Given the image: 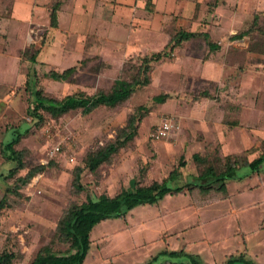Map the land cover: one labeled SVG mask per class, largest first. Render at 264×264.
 <instances>
[{
    "label": "rangeland",
    "instance_id": "374dc122",
    "mask_svg": "<svg viewBox=\"0 0 264 264\" xmlns=\"http://www.w3.org/2000/svg\"><path fill=\"white\" fill-rule=\"evenodd\" d=\"M17 38L18 45L10 50V38L0 33V146L18 134L13 147L28 150L26 165L51 160L53 167L33 175L16 198L5 195V188L25 169L8 177L12 163L0 156V203L5 204L0 211V251L14 253L12 264H29L36 250L47 243L54 249L63 248L54 240L56 222L69 203L84 199V192H72L71 170L81 165L86 152L113 139L130 115L135 117L136 126L131 142L109 162L92 173L85 170L81 177L85 189L95 196L113 195L120 187H130L132 179L142 185L160 180L172 169L179 176L168 183L171 187L191 181L207 165L219 170L224 153L238 147L227 141V133L237 121L245 133L256 123L254 144L264 142V67L259 59L253 67L251 60H238L239 65L229 68L218 84L198 78L192 71L185 74L180 66L164 67L165 61L154 63L149 84L135 88L121 104L98 107L84 116L77 110L56 119L44 115L41 123L35 124L26 114L29 100L23 89L31 67L35 69L37 87L46 96L61 97L76 90H107L115 78L134 75L136 64L132 55L116 66L113 60L102 61L95 53L87 52L75 61H66L64 55L69 54L65 50L70 49V42L77 44L76 39L62 43L65 46L59 65L54 55L43 62L35 56L31 63L26 56L46 45L48 36L41 25L33 24ZM188 45L198 57L205 58L206 49L195 43ZM233 50L227 52L235 56ZM66 64L76 66L69 80L44 77L47 70H61ZM203 90L212 99L200 97ZM160 93L166 97L164 102L153 101L152 97ZM257 117L258 122L252 121ZM164 118L172 119L175 129L167 138L152 141L150 131ZM54 143H59V151L48 157L47 150ZM193 153L204 162H194ZM139 170H143L141 176ZM243 171L248 169H240L235 176ZM258 174L264 178V157ZM254 180L256 177L231 178L229 191L234 185ZM221 194V190H212L207 196ZM201 198H205L204 192L198 190L169 194L155 204L134 207L132 219L125 215L95 224L89 231V249L82 264H143L150 260L151 264H173L188 263L191 258L196 264H264V180L253 191L233 195L230 202L225 199L196 209ZM248 200L259 203L240 211L238 203ZM188 202L194 206L185 205Z\"/></svg>",
    "mask_w": 264,
    "mask_h": 264
},
{
    "label": "crops",
    "instance_id": "0c3cea01",
    "mask_svg": "<svg viewBox=\"0 0 264 264\" xmlns=\"http://www.w3.org/2000/svg\"><path fill=\"white\" fill-rule=\"evenodd\" d=\"M52 8L54 20L50 24L49 13ZM33 24L41 25L45 36H48V43L37 51L36 60L43 62L47 58H54V55L58 58L55 60L58 65L63 60V47L67 44L65 42L69 40L76 39L77 44L74 41L69 43L70 49L65 50V54L69 55H64L66 61L69 58L75 61L83 52H87L95 53L102 61L110 63L113 60L118 66L122 58L128 55L137 56L139 53H152L162 49L168 36L176 31L203 33L207 41L214 45L211 51L203 39L192 36L175 47L172 51L175 58L163 60V65L180 66L185 74L192 71L196 74L194 76L214 84L222 81L229 68H236L238 60H251L250 65L253 67L257 65L254 62L256 59H262L260 52H264V0H0V33L10 38V50L18 45L19 33ZM189 43H195L202 50L206 49L205 58L198 57V53L195 54L190 49ZM229 48L235 49V56L227 52ZM48 64L53 65V62ZM65 66L67 68L72 65ZM199 94L202 98L212 99L204 90ZM238 120L240 121L239 118ZM258 120L257 117L252 121ZM236 123L226 133L229 135L227 141L238 147L224 155L248 150L247 160H252L258 153L251 150L257 135L256 123L252 124L248 133ZM207 127L210 129V125ZM215 127L212 124V128ZM226 145L228 146L227 142ZM240 169L242 168L234 171L232 179L247 176L256 177V180L234 185L232 191H229L230 178L225 182L222 194L215 197L212 195L213 198L207 195L212 190H217L215 186L211 190L183 189L180 193L192 194L194 190L204 192L205 198L197 202L199 205L196 209L225 199L230 202L233 195L253 191L264 180L258 174L259 168L254 172L247 168L248 172L243 171L235 176ZM132 181L135 182L134 179ZM257 203L259 202L248 200L238 203V207L241 211L254 208ZM185 205L194 206L193 202ZM126 216L132 219L133 210Z\"/></svg>",
    "mask_w": 264,
    "mask_h": 264
},
{
    "label": "trees",
    "instance_id": "16d2710c",
    "mask_svg": "<svg viewBox=\"0 0 264 264\" xmlns=\"http://www.w3.org/2000/svg\"><path fill=\"white\" fill-rule=\"evenodd\" d=\"M53 12L52 8L49 13L50 24H53ZM192 36H199L203 39L209 51L214 48V45L207 41L203 33L193 34L181 30L176 31L173 35L168 36L162 49L132 57L136 64L134 75L126 79L115 78L107 90L97 89L91 93L76 90L61 97L46 96L37 87L35 69L31 67L23 82V89L29 100L26 114L31 120H34L35 124H39L44 115L56 119L69 111L77 110L81 116H84L98 107H115L128 99L135 88L149 84L153 64L170 59L175 47ZM36 54L37 51L33 50L25 59L34 63ZM75 70L76 66L73 65L62 70L49 69L43 75L52 81H66L70 79ZM164 98L165 95L160 93L152 97V100L160 103ZM135 134V117L130 115L126 124L117 129L113 139L86 152L81 160V165L73 167L70 187L75 194L84 192V199L80 202L69 203L56 222L53 234L54 240L63 248L54 249L51 243L44 244L36 250L30 264H81L89 248V231L95 224L109 218H123L136 206L154 204L165 194L176 195L183 189L211 190L215 186L217 190L223 191L225 182L233 176L236 169L246 167L251 172L258 171L260 162L264 157V142L260 141L259 144H254L251 148V150L258 152L254 159L247 160L248 150L227 154L223 157L219 170L216 171L212 166L207 165L196 174L192 181L182 185L168 186V183L177 180L179 176L176 169H172L160 180H152L145 185L133 182L131 187H120L118 192L113 195L100 193L95 196L88 192L81 182L84 171L92 173L101 164L109 162L120 149L125 148L131 142ZM18 138L19 135L16 134L0 146V156L12 163V168L7 173L8 177H12L20 170L25 169L23 175L13 177L10 185L5 188V195L8 194L16 198L20 197L21 188L33 175L53 167L51 160L45 163L26 165L24 159L28 155V150L13 147ZM191 159L194 162H204V159L197 154H193ZM142 173L143 170H139L138 174L140 176ZM3 208H5V204L1 202L0 211ZM163 252L166 253V251ZM181 252L182 250L178 253ZM13 259L14 253L12 251L8 249L0 251V264H12ZM240 261L242 260L240 259ZM143 264H151V260ZM173 264H196V261L191 258L188 263Z\"/></svg>",
    "mask_w": 264,
    "mask_h": 264
},
{
    "label": "built area",
    "instance_id": "2783aa9c",
    "mask_svg": "<svg viewBox=\"0 0 264 264\" xmlns=\"http://www.w3.org/2000/svg\"><path fill=\"white\" fill-rule=\"evenodd\" d=\"M262 66L264 67V54L262 55ZM175 129L174 122L170 118H164L160 120L152 130L150 131L149 137L152 141H161L167 138L170 133ZM59 151V143L52 144L47 150V156L53 157Z\"/></svg>",
    "mask_w": 264,
    "mask_h": 264
}]
</instances>
